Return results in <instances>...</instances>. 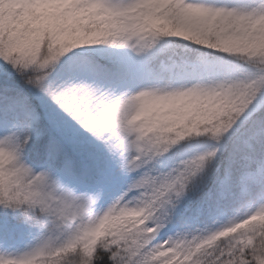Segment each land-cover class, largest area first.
<instances>
[{"label":"snow or ice","instance_id":"1","mask_svg":"<svg viewBox=\"0 0 264 264\" xmlns=\"http://www.w3.org/2000/svg\"><path fill=\"white\" fill-rule=\"evenodd\" d=\"M0 264H264V0H0Z\"/></svg>","mask_w":264,"mask_h":264},{"label":"rangeland","instance_id":"2","mask_svg":"<svg viewBox=\"0 0 264 264\" xmlns=\"http://www.w3.org/2000/svg\"><path fill=\"white\" fill-rule=\"evenodd\" d=\"M30 240L31 237H29L27 233H23L16 243L19 248L23 249L24 246L30 242Z\"/></svg>","mask_w":264,"mask_h":264}]
</instances>
